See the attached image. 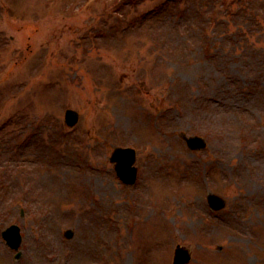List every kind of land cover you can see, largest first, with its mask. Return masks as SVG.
<instances>
[{
	"label": "rangeland",
	"instance_id": "374dc122",
	"mask_svg": "<svg viewBox=\"0 0 264 264\" xmlns=\"http://www.w3.org/2000/svg\"><path fill=\"white\" fill-rule=\"evenodd\" d=\"M138 1L0 0V264H172L176 245L264 264V0ZM126 146L133 186L108 160Z\"/></svg>",
	"mask_w": 264,
	"mask_h": 264
},
{
	"label": "water",
	"instance_id": "95a60500",
	"mask_svg": "<svg viewBox=\"0 0 264 264\" xmlns=\"http://www.w3.org/2000/svg\"><path fill=\"white\" fill-rule=\"evenodd\" d=\"M66 122L69 124V125H72L74 124L76 121H77V114L74 112V111H71V110H67L66 111ZM187 142L188 144L190 145H193V144H196L197 142L200 144L201 141L199 139H193V138H190V139H187ZM118 155H128V156H131L132 155V152H129V151H126V150H115V152L113 153V158L115 156ZM129 169V163L127 164V170ZM130 176H133V173H129ZM133 180V179H132ZM209 202L211 203V205L215 208H218V207H221L223 205V201L221 199H219L218 197L212 195L210 198H209ZM184 251L181 250L180 248H178L176 250V262L175 264H183L186 260H187V255L185 254V252L183 253Z\"/></svg>",
	"mask_w": 264,
	"mask_h": 264
}]
</instances>
